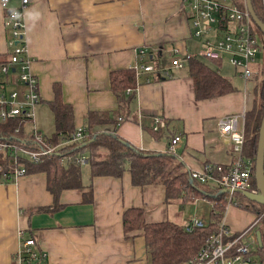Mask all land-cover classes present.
Masks as SVG:
<instances>
[{
	"label": "crops",
	"instance_id": "obj_1",
	"mask_svg": "<svg viewBox=\"0 0 264 264\" xmlns=\"http://www.w3.org/2000/svg\"><path fill=\"white\" fill-rule=\"evenodd\" d=\"M21 6L22 0H10L6 9L0 3L1 55L9 51L11 35L5 20L9 11ZM188 12L183 0H29L22 18L31 70L41 97L33 126L41 133L55 131L50 102L59 85L63 101L73 106L76 129L86 125L89 111L108 112L113 122L95 126L94 131L117 126L118 135L151 152H166L171 139L180 135L174 153L190 172L204 170L208 164H231L236 156L233 144L222 136L218 121L244 109L252 110L258 81L253 77L245 81L227 58L224 60L232 65L224 70L227 74L201 60L227 77L237 90L197 99L186 62L171 67L169 77L142 72L130 116L120 122L111 72L146 62L169 67L170 51L175 47L196 55L201 39L193 36ZM29 13L39 15L31 19ZM222 61L212 62L218 66ZM155 115L167 121L158 134L151 126ZM245 159L253 164L250 158ZM82 181L84 187L61 192L62 208L31 213L30 209L54 202L46 173L0 180V264H12L21 244L20 230L26 236L33 235L36 248L47 253L41 264H151L143 232L124 231L126 209L143 208L147 222L171 220L180 224L194 215L191 211L195 208L204 209L200 217L206 221L214 209V200L206 196L167 205L163 184L135 186L129 171L122 177L90 180L88 167L82 170ZM90 183L93 202L84 201ZM254 218V213L236 205L224 217L233 233L244 230Z\"/></svg>",
	"mask_w": 264,
	"mask_h": 264
},
{
	"label": "trees",
	"instance_id": "obj_2",
	"mask_svg": "<svg viewBox=\"0 0 264 264\" xmlns=\"http://www.w3.org/2000/svg\"><path fill=\"white\" fill-rule=\"evenodd\" d=\"M234 2L242 10L246 9L244 0H234ZM252 3L257 15L264 22V0H252ZM253 24L262 33L254 21ZM262 35L264 37L263 33ZM201 59V57H192L187 61L190 75L194 79L197 99L223 95L237 90V87L227 77ZM212 61L220 60L212 59ZM7 62H9V52L0 54V64ZM2 82L4 84L2 90L7 93L11 82L9 80L5 82L2 80ZM139 82L140 77L136 75V70L132 67H124L111 72L110 85L119 102L122 116L120 122L130 116L131 107L136 102ZM128 89H130L129 92ZM50 105L55 117V131L51 136L43 135L34 126L27 129L26 126L32 124L34 118L11 117L6 120L0 118V144H6L3 149H0V163L5 166L4 170L0 171V180L6 178L7 175L10 176V165L25 167L26 173H46L47 188L52 193L54 202L51 206L37 207L29 211L36 213L58 210L62 208L60 195L63 190L84 187L82 164L78 162V159L81 155H86L87 165L90 168V180L97 176L122 177L126 171H129L135 186L163 184L165 186L164 202L167 205L175 201H191L197 197L206 196L214 200V209L210 212L205 226L191 230H187L184 224L171 220L147 222L141 207H131L123 213V227L126 234L135 230L143 232L151 264H198L195 258L203 248L210 245L213 236L220 229L226 205L223 190L193 179L186 164L175 153L151 152L135 147L116 133L117 126L113 129L108 127L105 130L94 131L95 126L108 125L113 122L114 119L108 112L89 111L86 115L83 140L70 142L76 132L74 111L71 104L63 101L59 85L55 86V98ZM263 115L264 77L255 87V106L246 112L245 120L249 135L246 144L249 147L245 151L244 146V156L253 162L251 184L254 188H257L254 175L255 159ZM160 131L162 130L155 131V133L158 134ZM37 134L45 137L46 141L52 145H60L58 151L32 161L11 150L10 144L19 147H42V144L36 140ZM224 166L226 170L229 169V164ZM88 187L90 190L85 194L84 201L93 202L92 183ZM216 190H218L217 195ZM233 200L236 206L254 213V220L259 218L258 229L262 232L263 244L261 246L258 244L252 254L256 264H264V204L250 200L240 191L233 193ZM17 258L15 254L12 264H19ZM24 258L23 264H41L42 262H29L26 255Z\"/></svg>",
	"mask_w": 264,
	"mask_h": 264
},
{
	"label": "built area",
	"instance_id": "obj_3",
	"mask_svg": "<svg viewBox=\"0 0 264 264\" xmlns=\"http://www.w3.org/2000/svg\"><path fill=\"white\" fill-rule=\"evenodd\" d=\"M9 2L10 0H0L1 6L5 9ZM28 2L29 0H22V6L9 11L5 20L11 35L8 40L9 62L0 64V118L2 120L11 117L34 118L35 108L41 98L38 91V80L31 70L32 57L26 45L25 25L22 18L24 7ZM183 4L189 11L193 36L201 39L196 55L184 53L180 48L175 47L170 51L169 67L159 68L151 62L135 63L131 67L136 70V75L140 77L142 72L147 74L160 72L165 77H169L171 67H181L192 57L199 56L218 60L227 58L243 79L248 81L254 73L253 65L260 50L249 11L239 8L234 0H183ZM13 11L19 13L18 19H13ZM2 80L4 82L9 80L14 85L8 89L7 93L2 90L4 86ZM150 80L152 79H147V81ZM245 120L246 110L244 109L241 112L221 117L218 121L222 136L231 141L233 152L236 155L229 164L228 170L225 169L224 164H208L204 170L191 172L193 179L201 183L211 184L213 181L222 190H231L225 196L228 206L225 208L224 217L232 206L234 190L257 192V188L252 187L251 184L252 164L244 156V146L248 136ZM166 124L165 117L155 115L152 118L151 126L154 131L161 130ZM84 136V127H79L70 142L81 141ZM36 140L42 144V147H19L15 144H10V147L12 151L32 161L52 154L60 147V145L50 144L40 134L36 135ZM180 140V135L173 137L167 151L174 153ZM4 145L6 144H0V149H3ZM78 162L82 165L87 164V156L81 155ZM4 168L5 166L0 163V171ZM9 169L10 176L19 177L26 174L25 167L10 165ZM224 217L210 245L203 248L195 258L198 264H256L252 253L258 246L259 218L252 221L244 230L233 233ZM206 224L207 221L204 218L192 215L184 225L187 230H191ZM20 236L21 244L16 252L19 264L24 263L25 255L32 263L43 261L46 258L47 253L36 248L35 238L26 236L23 230H20Z\"/></svg>",
	"mask_w": 264,
	"mask_h": 264
},
{
	"label": "water",
	"instance_id": "obj_4",
	"mask_svg": "<svg viewBox=\"0 0 264 264\" xmlns=\"http://www.w3.org/2000/svg\"><path fill=\"white\" fill-rule=\"evenodd\" d=\"M246 9L249 11L253 21L258 28L264 34V22L257 15L252 0H245ZM255 180L257 185V192H251L248 190H234V192L240 191L246 195L247 198L257 203L264 204V115L259 129L258 148L255 159ZM230 189H224L223 193L230 192ZM258 244H263V237L261 230H257Z\"/></svg>",
	"mask_w": 264,
	"mask_h": 264
},
{
	"label": "rangeland",
	"instance_id": "obj_5",
	"mask_svg": "<svg viewBox=\"0 0 264 264\" xmlns=\"http://www.w3.org/2000/svg\"><path fill=\"white\" fill-rule=\"evenodd\" d=\"M237 1V0H236ZM244 2H245V0H244ZM255 28V31H256V38H257V40H258V42H259V45H260V50H259V53H258V55H257V57H256V61H255V63H254V65H253V67H254V69H256V70H254V73H253V75H252V77L253 78H256L257 79V81L259 82L260 80H261V78L262 77H264V37H263V35H262V33L258 30V29H256V27H254ZM9 31H10V28H9ZM197 57H199V56H197ZM203 60L205 59L207 62H209V63H212L215 67H217V69H219V70H222V72L223 73H225V74H227V72H224V70L227 68V67H230V68H232V65L227 61V60H223L222 61V63H221V65H215L213 62H212V59H210V58H207V57H201ZM169 59V58H168ZM164 61V60H163ZM230 77H232L233 78V76L230 74ZM251 77V78H252ZM27 127V129H30V128H32L33 127V122H32V124H29V125H27L26 126ZM54 130H55V128H54ZM44 133V134H43ZM54 133V131L51 133V131H48V132H45V131H43L42 132V134L43 135H47V136H51L52 134ZM172 140V139H171ZM84 165H86V164H84ZM89 166L88 165H86V166H84L83 168H82V170L83 171H85V170H87V168H88ZM211 186H213V187H218V189H220V190H222L221 188H219V185L217 184V183H215V182H211ZM219 190V191H220ZM216 195L218 194V190H216ZM226 199V198H225ZM235 200H233V202H234ZM226 202V205H225V208H226V206H228V202L227 201H225ZM232 202V205H235L234 203ZM203 210L204 209H199V208H195L194 209V211H191V213L192 214H194V215H202V212H203ZM256 262V261H255Z\"/></svg>",
	"mask_w": 264,
	"mask_h": 264
},
{
	"label": "clouds",
	"instance_id": "obj_6",
	"mask_svg": "<svg viewBox=\"0 0 264 264\" xmlns=\"http://www.w3.org/2000/svg\"><path fill=\"white\" fill-rule=\"evenodd\" d=\"M28 15H29V18L35 19V18L38 17L39 14L38 13H29ZM12 16H13V19H18L19 18V13L13 11Z\"/></svg>",
	"mask_w": 264,
	"mask_h": 264
}]
</instances>
